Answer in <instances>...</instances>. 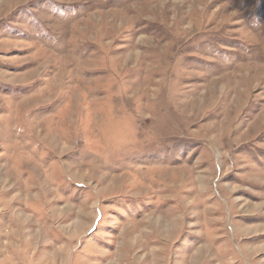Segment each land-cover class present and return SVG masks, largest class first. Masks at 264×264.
Wrapping results in <instances>:
<instances>
[{"label": "rangeland", "instance_id": "obj_1", "mask_svg": "<svg viewBox=\"0 0 264 264\" xmlns=\"http://www.w3.org/2000/svg\"><path fill=\"white\" fill-rule=\"evenodd\" d=\"M0 264H264V0H0Z\"/></svg>", "mask_w": 264, "mask_h": 264}]
</instances>
